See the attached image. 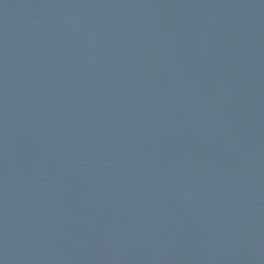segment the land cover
<instances>
[{
	"label": "water",
	"instance_id": "95a60500",
	"mask_svg": "<svg viewBox=\"0 0 264 264\" xmlns=\"http://www.w3.org/2000/svg\"><path fill=\"white\" fill-rule=\"evenodd\" d=\"M0 264H264V0H0Z\"/></svg>",
	"mask_w": 264,
	"mask_h": 264
}]
</instances>
